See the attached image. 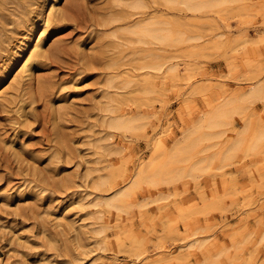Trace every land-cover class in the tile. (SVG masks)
Instances as JSON below:
<instances>
[{"label":"rangeland","instance_id":"obj_1","mask_svg":"<svg viewBox=\"0 0 264 264\" xmlns=\"http://www.w3.org/2000/svg\"><path fill=\"white\" fill-rule=\"evenodd\" d=\"M126 1L0 0V264H264V138L247 150L264 130V0H143L141 16L186 38L163 46L127 42ZM149 49L162 71L145 68ZM225 101L202 169L178 161L175 179L133 185ZM115 115L132 127H109ZM122 189V209L106 207Z\"/></svg>","mask_w":264,"mask_h":264},{"label":"bare ground","instance_id":"obj_2","mask_svg":"<svg viewBox=\"0 0 264 264\" xmlns=\"http://www.w3.org/2000/svg\"><path fill=\"white\" fill-rule=\"evenodd\" d=\"M161 1L167 7L168 6L176 7L177 5H182L189 11L199 13V12L215 11L221 5L226 4L228 2H231V1H234V0H161ZM125 5L127 7H129V9L131 10L130 14H128L129 18L132 17V19L130 21L128 20L126 25H124L121 28L122 33L125 35L124 37L126 38L127 42L132 43V44H137V45H143V46L144 45L163 46V45H166L169 43L171 44L174 42H176L177 44L178 43L181 44L182 42L186 41V38H184L182 35H179V36L171 35L172 33L170 34L169 29L165 25L166 22L163 23L161 20H158L157 18H153V17L141 16L146 12V9L148 8L143 0H127L125 2ZM57 6L58 5L56 4V2L53 1L52 5L50 6V10L57 11V8H58ZM134 15L135 16H141V17H139L138 19H135L133 17ZM123 19H121V17L119 16V17L113 19L112 21H118V20L122 21ZM124 20H126V19H124ZM261 40H264V39H261ZM40 45L41 44H40V40H39V43L36 45V47L37 46L39 47ZM40 48H42V47H40ZM150 49L144 50L145 52L149 51L147 56L145 55L148 58V59L146 58L147 62H146L145 68L147 67L148 69L151 70V72L152 71L160 72L163 69V61H161V59L159 60V58H157L156 55L152 54L150 52L152 49L151 50ZM38 51L39 50L35 51V53L33 52L34 54L32 55V58L28 59L29 58L28 57L27 58L28 61L25 62V64H23L24 65L23 72H24L25 76H27V77L31 76L30 75L31 73L29 72V69H28V68H30L29 66L40 55L39 54L40 51L39 52ZM142 55H143V53H142ZM141 58L143 59L144 57H141ZM23 65H21V66H23ZM169 68H170V66H169ZM170 71H172V73H174L175 68L171 67ZM115 77H116V75H115ZM118 77L119 76H117V78ZM111 82H112V80H110V83ZM110 85H112V84H110ZM254 93H256V92H254V87H251L249 89V94H247V95L245 94L246 96H244L240 100L241 101L246 100V99L249 100L248 98H250L252 96V94H254ZM243 103H244V101H243ZM229 105H230V102L225 101L224 103L217 105V107H214L212 109L211 113H209L205 116H202L203 118L198 119L195 122H193L192 126L195 125L194 127L196 129L191 131L190 134H186L183 139L178 140V138H177L178 141H176V143L174 145L175 152H174V154L172 153L173 155L169 158V160L164 161V159H163L162 160L163 162L160 166H153L152 168H148V170L142 169L141 171H137V173H136L137 176L135 177V179L133 178L134 179L133 185H136L139 181H143L148 185H154L159 181L160 182H163L164 180L168 181V179L173 178L175 175L177 176L178 172H180L183 169L182 166L180 168L177 165L178 161H186V160L192 159V158H194V161L188 166L187 172H195V171L197 172V170H199V168L201 167V163H206V160L203 157L199 156V154H197V152L199 151L198 150L199 143L203 139L211 138L212 135L214 134V132H213L214 129L216 127L224 124V121H225L224 119H226V117H228V115L230 113L229 112L230 111ZM236 107L237 106L234 105L232 107V108H234L233 110H235ZM233 110L231 111L232 113L234 112ZM133 121H134V118H133ZM133 121L131 119L115 115L109 119V122L107 124L109 127L113 128V129H128V128L132 127ZM202 129H207L209 131V133L207 134V132H206V135H204V136L201 135L200 137H197L201 133L200 134H196V133L199 130L201 131ZM160 133H162V132L156 133L155 138H156L157 142H155V143L156 144L158 143L161 146V148L162 147L167 148L166 147L167 146L166 140ZM166 134H167V132H166ZM242 137H244V136H242ZM155 138H154V140H155ZM262 138H264V130H260L256 133V135L254 136L253 140L251 141L249 147H248V144H246L248 147L247 150H252L261 141ZM236 146H237V143H234L233 145H230L229 147H227V149H225V152L223 153V158L229 157L231 155L232 151L236 148ZM245 150H246V148H245ZM155 152H157V151H155ZM168 155H167V157L165 156L167 159L169 157ZM203 160H205V162ZM202 166H203V164H202ZM201 169H202V167H201ZM176 176H175V178H176ZM175 178H173V179H175ZM164 182H166V181H164ZM99 185L106 186L107 189L110 188L108 185V181L106 179H101L99 181ZM128 189H130V188H128ZM126 191H124L122 189L120 192L117 191V193H115L109 197L107 196V198L104 199V201H103L105 206L106 207H112L115 210H121L122 209V198H123V196L126 195V193H128V191L127 192ZM97 203H99V202H97ZM187 247H189V246L187 245ZM135 260L136 261H133V263H129V264H142L143 263L142 260H145V259H140L137 257V258H135ZM152 261H150V262H152Z\"/></svg>","mask_w":264,"mask_h":264}]
</instances>
